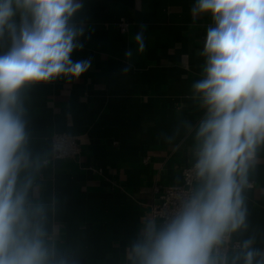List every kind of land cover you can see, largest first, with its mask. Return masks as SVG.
Here are the masks:
<instances>
[{
	"label": "clouds",
	"instance_id": "9594fccd",
	"mask_svg": "<svg viewBox=\"0 0 264 264\" xmlns=\"http://www.w3.org/2000/svg\"><path fill=\"white\" fill-rule=\"evenodd\" d=\"M84 3L0 0V41L7 42L0 53V264H75L52 241V207L37 196L51 161L34 147L28 101L34 86L72 83L91 67L90 59H71L84 47ZM190 14L212 22L199 52L200 78L191 85L204 110L194 132L197 185L163 223L145 221L127 264H264V250L244 236V191L264 148V0H195ZM145 28L134 36L140 54ZM133 54L125 52V73ZM234 237L240 239L232 243Z\"/></svg>",
	"mask_w": 264,
	"mask_h": 264
},
{
	"label": "crops",
	"instance_id": "0c3cea01",
	"mask_svg": "<svg viewBox=\"0 0 264 264\" xmlns=\"http://www.w3.org/2000/svg\"><path fill=\"white\" fill-rule=\"evenodd\" d=\"M194 2L85 0L78 17L84 47L71 59H90L91 67L72 83L58 79L30 90L33 144L51 161L39 175L37 196L52 207V241L75 264H127L130 242L153 218L155 187L178 182L194 161L195 125L204 110L191 98V85L200 78L199 52L212 23L210 15L192 19ZM141 25L142 54L134 41ZM129 48L132 67L125 73ZM6 50L0 41V53ZM58 131L78 138L75 157L51 158V135ZM244 196V236L264 250V148Z\"/></svg>",
	"mask_w": 264,
	"mask_h": 264
},
{
	"label": "built area",
	"instance_id": "2783aa9c",
	"mask_svg": "<svg viewBox=\"0 0 264 264\" xmlns=\"http://www.w3.org/2000/svg\"><path fill=\"white\" fill-rule=\"evenodd\" d=\"M126 25L125 20H121L119 23L120 30L124 31ZM79 151L80 142L76 136L60 131L51 135V158L75 157ZM193 164L194 161L183 167L178 182L155 187L157 199L151 205L150 215L158 219L159 223H163L165 217L179 205L181 199L194 191L196 180L192 171ZM235 241L233 239L232 243Z\"/></svg>",
	"mask_w": 264,
	"mask_h": 264
}]
</instances>
